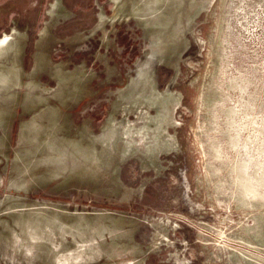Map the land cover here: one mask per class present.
Masks as SVG:
<instances>
[{
	"label": "rangeland",
	"instance_id": "374dc122",
	"mask_svg": "<svg viewBox=\"0 0 264 264\" xmlns=\"http://www.w3.org/2000/svg\"><path fill=\"white\" fill-rule=\"evenodd\" d=\"M0 264H264V0H0Z\"/></svg>",
	"mask_w": 264,
	"mask_h": 264
}]
</instances>
